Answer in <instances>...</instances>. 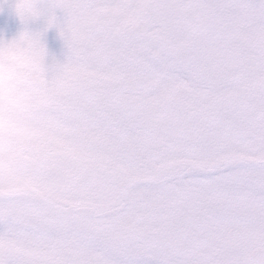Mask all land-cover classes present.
<instances>
[{"label":"snow or ice","instance_id":"snow-or-ice-1","mask_svg":"<svg viewBox=\"0 0 264 264\" xmlns=\"http://www.w3.org/2000/svg\"><path fill=\"white\" fill-rule=\"evenodd\" d=\"M15 11L9 46L28 47L0 65V264H264V0Z\"/></svg>","mask_w":264,"mask_h":264},{"label":"bare ground","instance_id":"bare-ground-1","mask_svg":"<svg viewBox=\"0 0 264 264\" xmlns=\"http://www.w3.org/2000/svg\"><path fill=\"white\" fill-rule=\"evenodd\" d=\"M0 1L3 2L0 5V17H3L4 15L8 14L9 18L15 19L16 18L15 16L17 15L14 10V0H0ZM12 8H13V11L10 12ZM40 27L41 25L39 23H34L30 25L31 30L33 31L39 30ZM14 28H15V37H16L18 33L24 28V25L21 24V21L19 18L16 19ZM0 37H1V34H0ZM43 39H44V43L47 48L49 59L53 57L58 59V57L61 54L65 53L63 41L60 39L55 28L48 30Z\"/></svg>","mask_w":264,"mask_h":264},{"label":"clouds","instance_id":"clouds-1","mask_svg":"<svg viewBox=\"0 0 264 264\" xmlns=\"http://www.w3.org/2000/svg\"><path fill=\"white\" fill-rule=\"evenodd\" d=\"M16 3H17V0H14V10H15V4ZM22 11H23V14L26 16L30 14V10L27 7H24L22 9ZM15 13H16V11H15ZM18 18H19V16H18ZM15 38L16 37H14L12 39H4L3 38L5 43L0 44V65H3L6 61H14L18 64H23L26 61V57L24 55V49H26L28 47L26 43L23 45V47H20V46L10 47L9 46L8 42H11Z\"/></svg>","mask_w":264,"mask_h":264},{"label":"rangeland","instance_id":"rangeland-1","mask_svg":"<svg viewBox=\"0 0 264 264\" xmlns=\"http://www.w3.org/2000/svg\"><path fill=\"white\" fill-rule=\"evenodd\" d=\"M3 2L0 1V5ZM13 11V8L10 10V12ZM16 18H9V15L6 14L3 17H0V34L1 37L4 39H12L15 37V22L18 16H15ZM55 48V47H54ZM64 58V54H61L58 59L62 60Z\"/></svg>","mask_w":264,"mask_h":264}]
</instances>
